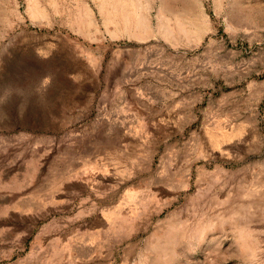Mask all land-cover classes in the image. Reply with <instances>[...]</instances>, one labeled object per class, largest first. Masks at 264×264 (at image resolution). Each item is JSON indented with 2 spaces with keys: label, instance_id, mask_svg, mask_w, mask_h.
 Instances as JSON below:
<instances>
[{
  "label": "rangeland",
  "instance_id": "rangeland-1",
  "mask_svg": "<svg viewBox=\"0 0 264 264\" xmlns=\"http://www.w3.org/2000/svg\"><path fill=\"white\" fill-rule=\"evenodd\" d=\"M0 264H264V0H0Z\"/></svg>",
  "mask_w": 264,
  "mask_h": 264
},
{
  "label": "bare ground",
  "instance_id": "bare-ground-1",
  "mask_svg": "<svg viewBox=\"0 0 264 264\" xmlns=\"http://www.w3.org/2000/svg\"><path fill=\"white\" fill-rule=\"evenodd\" d=\"M205 13V12H204Z\"/></svg>",
  "mask_w": 264,
  "mask_h": 264
}]
</instances>
